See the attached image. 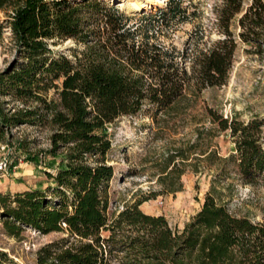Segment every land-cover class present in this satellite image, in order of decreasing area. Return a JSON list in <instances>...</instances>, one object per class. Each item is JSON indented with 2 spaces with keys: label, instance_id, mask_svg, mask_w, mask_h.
Listing matches in <instances>:
<instances>
[{
  "label": "trees",
  "instance_id": "16d2710c",
  "mask_svg": "<svg viewBox=\"0 0 264 264\" xmlns=\"http://www.w3.org/2000/svg\"><path fill=\"white\" fill-rule=\"evenodd\" d=\"M182 2L170 0L161 15L131 23L103 0H0L9 18L0 17V38L9 23L22 59L0 70V137L20 124L47 127L50 153L61 157L57 173H48L54 186L0 194L8 234L18 237L27 227L69 234L41 247L37 264H264V221L234 215L211 193L181 231L164 215L144 212L141 201L108 215L115 174L109 124L147 106L156 118L192 85L226 84L241 43L264 63V0H220L215 24L224 37L192 54L165 46L155 30L191 16ZM69 38L85 48L73 57L55 54L50 44ZM7 98L23 106L9 108ZM208 112L229 130L240 175L254 184L264 171V120ZM9 263L0 250V264Z\"/></svg>",
  "mask_w": 264,
  "mask_h": 264
},
{
  "label": "rangeland",
  "instance_id": "374dc122",
  "mask_svg": "<svg viewBox=\"0 0 264 264\" xmlns=\"http://www.w3.org/2000/svg\"><path fill=\"white\" fill-rule=\"evenodd\" d=\"M103 1L132 16L131 23L138 22L142 15H161L170 4V0ZM219 1L183 0L186 15L191 16H181L165 26L157 24V40L180 51L188 49L191 54L197 46L208 48L224 37L215 24ZM136 4L141 8L137 9ZM0 17L9 19L4 12ZM236 26L234 21L235 31ZM197 36L202 37L198 42ZM50 46L55 54L69 57H73L74 49L85 48L72 38L57 40ZM247 49V45H239L226 84L202 90L192 85L156 118L147 106L140 114L123 116L107 126L112 144L108 158L115 168L109 187L110 218L127 204L141 201L144 212L164 215L172 229L181 231L211 193L234 215L264 221V171L254 184L243 181L237 159L232 157L237 152L234 138L229 130H220L208 112L212 109L224 118L237 117L246 122L255 117L264 120V63ZM19 58L8 23L0 38V70L14 67L22 61ZM189 60L187 57V66ZM54 95L51 90L50 96ZM7 101L9 108L23 106L11 98ZM51 133L47 127L27 123L5 130L0 137V164L6 163L0 169V194L45 191L54 186L48 173H57L61 157L50 153ZM262 144L264 147V126ZM210 151L214 153L212 157L208 156ZM3 219L0 208V250L7 253L9 264H37L41 247L69 235L58 231L45 234L27 227L16 237L8 234Z\"/></svg>",
  "mask_w": 264,
  "mask_h": 264
},
{
  "label": "built area",
  "instance_id": "2783aa9c",
  "mask_svg": "<svg viewBox=\"0 0 264 264\" xmlns=\"http://www.w3.org/2000/svg\"><path fill=\"white\" fill-rule=\"evenodd\" d=\"M6 165V163H2L0 164V169H3V167Z\"/></svg>",
  "mask_w": 264,
  "mask_h": 264
},
{
  "label": "bare ground",
  "instance_id": "6f19581e",
  "mask_svg": "<svg viewBox=\"0 0 264 264\" xmlns=\"http://www.w3.org/2000/svg\"><path fill=\"white\" fill-rule=\"evenodd\" d=\"M136 8L140 9L141 8L140 4H136Z\"/></svg>",
  "mask_w": 264,
  "mask_h": 264
}]
</instances>
